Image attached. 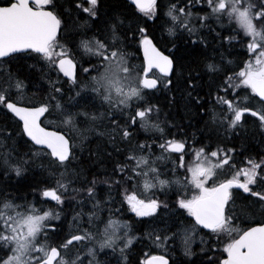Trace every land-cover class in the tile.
Here are the masks:
<instances>
[{
	"label": "snow or ice",
	"instance_id": "6c2138e0",
	"mask_svg": "<svg viewBox=\"0 0 264 264\" xmlns=\"http://www.w3.org/2000/svg\"><path fill=\"white\" fill-rule=\"evenodd\" d=\"M66 2L70 4L69 8H64L58 0H0V111L6 110L5 115L11 113L22 123V127L18 125V131L7 123L0 125V166L5 169L6 176L8 172H14L17 177H22L31 166L47 171L55 178V187L47 184L40 187L38 184L32 191L34 194L38 191L41 197L50 198L57 205L65 204V194L71 190V200L79 207V211L74 209L70 221L76 229L54 245L49 230L55 235L56 226L50 221L60 220L61 213L37 207L26 197L23 203H17L18 197L0 189V264H83L82 247L87 248V255L92 258L89 264H99L95 261L97 247L101 251L111 249L113 253L118 248V264H128L126 250H130L134 240L147 239L161 245L178 238L183 255L190 260L195 255L191 244L198 228L209 230L217 240L222 236L228 240L222 249L226 253L224 258L207 254L209 250L218 249L202 248L203 264H264V222L256 221L255 226L246 229L241 227L248 217L255 215L257 205L264 216V155L259 160L245 156V166L241 167L236 158L243 155V148L226 147L220 141L209 151L210 137L208 143H202L200 147L193 143L190 148L186 139H176L175 136L165 139L166 127L162 125L167 122L161 121V110L151 102L150 96L161 85L171 91V76L177 74L178 79L184 80L187 97L208 115L209 110L201 104L202 97L198 93L195 97L192 95L202 86L192 75L196 69L178 63L172 49L165 55L154 42L155 37L149 34L146 21L135 27L129 24L122 35L125 21L115 15L88 35V20L100 18L101 0ZM197 4L202 7L194 13ZM133 5L136 12L154 24L160 21L161 31L169 36H176L178 30L186 32L193 45L208 47V40L200 35L202 28H207L209 34L215 33L213 39L219 38L230 47L233 41L243 44L247 38L250 59L238 72L209 58L204 60V74L209 77L208 95L211 96L214 85L216 103L220 106L219 112L211 110V123L217 131L223 129L229 136L239 135L244 114L250 113L258 119L259 128L264 131V0H168L163 11L160 0H128V7ZM70 11H76L77 15L86 14L87 19L70 28L63 18V13ZM217 27L235 34L225 36L222 31H217ZM130 40L138 43L143 51L142 64L131 62L134 53L128 50ZM251 57H255L254 62ZM19 59L43 62L42 78L48 83V94L43 102L29 99L25 104L24 80L10 68L11 62ZM221 60H224L223 53ZM232 63L226 61V64ZM153 69L158 70L159 75ZM185 69L187 78L183 76ZM225 71L229 74L217 84L216 79ZM241 86L259 97L256 101L259 107L252 106L254 97L239 98L235 90ZM229 90L238 97L237 101L229 98ZM65 92L75 93L68 96L69 102H76L72 107L79 105L77 97L86 103L79 105V110L71 111L63 102ZM89 108L92 111H88ZM53 110L69 135L41 127V117L45 113L52 114ZM77 117H83L90 130L102 126L97 135L108 138L118 157L110 170L105 168L102 176L93 174L91 180L84 169L73 166L79 159L73 133L79 134L81 149L86 139L85 132L78 129ZM136 125L146 132L159 133L162 141L158 144L159 156L152 159V145L148 142L133 141L132 129ZM24 137L28 138L24 144L29 151L22 156L16 155L17 139ZM145 149H148L147 153ZM172 153H179L178 158H173ZM108 155L111 157L113 153ZM188 155H193L192 161L186 160ZM169 159L172 160L174 176L178 169L185 170L184 180L178 176L174 180L160 179L161 173L154 165L157 161ZM77 182L80 186L73 187ZM141 182L147 198H142L137 191ZM98 185L106 188L104 199L98 197ZM173 185L177 186V200L172 214L183 209L194 219V224L180 220L179 225L173 224L176 231L166 227L163 231L167 234H161L160 230L152 228L142 236H133L127 221L112 218V209L108 206L121 196L122 203H126L136 217L151 218V221L141 220V224L155 222L160 210L169 209V204L154 198L151 190L159 186L163 191ZM189 187L194 190L192 197L181 196L180 190L186 192ZM233 189L242 190L247 195ZM238 199L246 203L237 205ZM89 204L91 208L86 211ZM105 207L109 211L106 221L101 216ZM201 243L207 245L209 242L201 237ZM73 248L77 250L76 255L70 256ZM141 264H169V261L164 256H152ZM173 264L177 262L173 261Z\"/></svg>",
	"mask_w": 264,
	"mask_h": 264
},
{
	"label": "trees",
	"instance_id": "16d2710c",
	"mask_svg": "<svg viewBox=\"0 0 264 264\" xmlns=\"http://www.w3.org/2000/svg\"><path fill=\"white\" fill-rule=\"evenodd\" d=\"M58 2L63 5L64 8L70 7V4L66 2V0H58ZM183 2H186V0H183ZM160 3L162 5L161 11H163L166 8L168 0H160ZM101 5L100 18L95 21L88 20V35L96 32L99 27H101L106 21L109 20V18L115 15H120L121 18L125 21L121 29L122 35L128 28L129 24L135 27L137 23L143 25L146 21L149 34L155 37L154 42L157 44V46L160 47L161 44L165 43H170L171 45H173V43H175L176 45L178 42L180 43L178 47L175 48L176 51L174 52V56L176 57L178 63L185 64L188 67L196 69V71L192 72V75L193 77H196L198 81H200L202 86L195 89L192 92V95L193 97H195L198 93L199 96L202 97L201 104L204 108L205 103L210 100V96L207 93L209 92V77L204 74L203 69L205 58H209L215 63L221 64L228 70L235 72H238L240 68H242L243 63L246 61V41H244L243 44L233 41L232 46L230 47L228 43H222L219 38L212 40L211 38L206 36L205 38L209 42L207 48L203 47V44H197L193 47L190 45V40L179 39L182 36H188L186 32L184 34L178 32L176 36H169L166 32L161 31L159 27L160 21H156V23L154 24L152 20H148L147 17H143L142 14L136 12L133 7L129 8L125 0H101ZM85 6H87L86 3ZM201 7V5L197 4L195 5L193 11L196 12ZM134 12L135 15H133ZM63 18L67 22V25L71 28L75 24L83 23L87 19V16L86 14L77 15L76 11H70L63 13ZM222 33L226 36L225 31H222ZM240 35L243 36L241 33ZM128 50L134 53V55L131 57V62L134 63L135 61H137V63H140L142 59L138 43L131 42L130 40ZM221 53H223L224 56L223 61L221 60ZM85 59H87V57H85ZM228 60H231L233 63L226 64V61ZM30 65H32V67H29ZM42 65V61L38 63L37 61L31 59H19L11 62V71L17 73L18 76L22 80H24L26 86L24 92L25 104H27V101L29 99L35 102H43L44 97L48 94L47 80L42 78ZM197 71L200 72L199 76H197ZM228 74L229 71H225L222 75ZM174 75L175 76L172 78L173 84L170 85V95L169 93H167V96L163 100L162 98H160L159 100L157 99L158 101L156 102V104L161 108L162 112L168 115L169 122L175 126L174 128L176 131L184 132L188 136L198 138V145H201L202 143H208L210 137L211 144L219 143L220 141H226V143H229V147H235L238 150L243 148V155L236 158L238 164H244L243 161L245 156H252L255 159L259 160L260 156L264 155V131H261L257 123L256 125H254L251 121H246L247 123L241 129H239L240 134H232L230 136V139H227L225 135H220L221 130L217 131V129H214L215 127L211 123V119L209 117L210 111L208 112V115H205L204 112L200 111V108L195 105L194 101H191L190 98L187 97L186 85L184 83V80L178 79L177 74ZM183 76L184 78L188 77V71L186 69L183 73ZM52 78L55 79V73L52 74ZM218 82L220 83L219 77L216 79L217 84H219ZM65 88H67V85H65ZM214 90L216 89L213 85L212 92ZM69 95H75V93L65 92L63 102L65 103V106L67 108L71 109V111H77L79 109V105H83L84 103H86V100L77 97V100L80 101L79 105H77V107H72V105L76 102H69ZM160 101L163 104H160ZM52 103L55 104V101H52ZM89 109L87 110L92 111L91 108ZM205 109L208 110L207 108ZM5 111H0V125L7 123L14 130L18 131V125L20 126V124L15 119H13L9 113L5 115ZM56 118L57 115L55 114L54 110L52 114L45 113V117L42 121V126L46 129L60 132L66 136L69 135V131L63 124H61V120ZM77 120L78 129L80 131H84L85 135H87L86 139L83 141V149H81V147L79 146V134L73 133V136L76 137L75 143L77 145L75 151L76 153H78L77 155L79 157L77 161H74L73 166L77 169H84L88 179L91 180L93 174L102 176L105 168L110 170L112 167L111 163L118 157L116 156L113 147L110 145L108 138L105 136L97 135V132L102 129V126L100 128H97L96 130H90V126L85 122L83 117H77ZM105 123H107V121H105ZM132 131L134 142L146 141L152 145L151 156L160 154L161 150L158 147L156 138L152 136L151 131L144 132L143 129H140L139 125H136L135 128L132 129ZM17 140L19 141H17L16 143V148L18 150L16 155L22 156L24 152L28 150L27 146H25L24 144L25 138ZM153 141H155V143H153ZM9 143L11 144V141H9ZM223 145L227 146L225 143H223ZM121 147H125V145H121ZM109 152L113 153L112 157H109V155H107ZM144 152L147 153L148 150L145 149ZM0 173H5V169L3 168V166H0ZM0 176V189L11 193L15 197H18L19 199L17 200V203H23L24 198L26 197L28 201H34L37 207H42L44 209L50 208L55 212L61 213V219L54 224L56 226L55 235H53L51 230H49L51 242L54 245L62 242V239L67 238L68 234L76 229V226H73L74 228H72V224L70 223V221L72 220V217L74 215V209L75 211H79V207H76V202L71 200V196L73 195L71 190H69V192L65 194L66 202L63 206L57 205V203L55 202L46 200L45 198L40 196L38 191L35 194L33 193V187H36L38 184L40 187H44L45 184L55 187V178L50 177L47 171H44L36 166H31L29 168V171L26 172L22 177H17L14 172H8L7 176L5 174ZM79 186L80 184L78 182L73 185V187ZM129 190H132L131 185H129ZM157 190L154 189L151 191L152 196L168 203L169 209L168 211L160 210V214L157 220L155 222H149L150 228L148 229V231L152 228H156L160 230L161 234H167L164 233L163 230L166 227L170 228L171 231L177 230L176 227L173 226V224L175 223L176 225H179L180 220H184L185 224H193L191 217H186V213L182 209L177 210L175 215L172 214L173 209L176 208L177 187L172 186V188L170 189L165 188L163 191H161L158 186ZM137 191H139V189H137ZM234 192H238L241 195H247L243 194L242 191ZM97 193L99 198L104 199L106 195L105 186L98 185ZM193 194L194 190H192L191 188H188L186 192H180L181 196L186 195L187 198L191 197ZM113 195L115 196L116 194L113 193ZM117 197L116 202L109 205L108 207H111L112 213L115 212V209L117 210L116 212L123 213L126 210V206L124 205V203H122L123 198L121 196ZM41 201H43V203H41ZM236 203L237 205H239L241 203H246V201L238 199ZM108 207L106 208V210H108ZM90 208L91 205L89 204L87 205L85 210L87 211ZM258 209L259 205L256 206V209H254L255 215L248 217L246 222L244 224H241L242 228L246 229L247 226H254L256 221L264 222V216H261ZM146 221H151V218L149 217ZM152 223L154 225H152ZM136 228L141 229V226L138 225ZM198 232L200 234L199 246L193 250L195 255L192 256L190 260L183 255V251L176 248V244L172 243L174 242L172 240H169L161 245L152 244V242L150 241L143 242L141 244H150L149 255L164 256L168 259L169 264H173V261H176L177 264H203L204 252L201 251L202 248H205L206 250H219H209L207 253L209 256L217 255L220 258L226 257V253L222 252L224 244L228 242L226 236H222L219 240H217V238L211 233H205L200 229H198ZM201 237H203V239L205 241H208L209 243L207 245L202 244ZM138 254V251H134L131 258L136 259ZM129 264H132V262H130Z\"/></svg>",
	"mask_w": 264,
	"mask_h": 264
},
{
	"label": "flooded vegetation",
	"instance_id": "af4514ba",
	"mask_svg": "<svg viewBox=\"0 0 264 264\" xmlns=\"http://www.w3.org/2000/svg\"><path fill=\"white\" fill-rule=\"evenodd\" d=\"M178 32H181L180 30H178ZM181 33H185V32H181ZM205 34L207 35V32H205ZM180 40H190V45L191 46H194L193 44H192V42H191V38H189L188 36H182V37H180L179 38ZM180 43L178 42L177 43V45H176V47L175 48H177L178 47V45H179ZM171 46V47H170ZM159 47V46H158ZM203 47H205V46H203ZM160 48V50L161 51H163L164 52V54L165 55H168L169 54V52H168V50L169 49H172V53H173V55H174V52L176 51L175 50V48H173V45H171L170 43H166V44H161V46L159 47ZM142 59V58H141ZM136 62V61H135ZM143 63V60L141 61V63L140 64H142ZM153 72H155V74L156 75H159V72H157V71H153ZM175 75L173 74L172 76H171V79L174 77ZM224 76H226V75H221L220 77H219V79H220V82L223 80V78H224ZM170 88H171V86H169ZM236 93H239V98H243V96H245V95H250V98H253L254 97V99H252V101H257V99H256V97L254 96V94L251 92V90L250 89H248V88H246V87H244V86H241L240 88H237L236 89V91H235ZM167 93H169V95H170V91L168 90V89H165V88H163V86L161 85V86H159V90L158 91H153L152 92V95L150 96V100H151V102L152 103H154V104H156V102L158 101L157 99H160V98H162V99H164L166 96H167ZM221 95H224V93L223 92H221L220 93ZM165 96V97H164ZM228 96H229V98L230 99H232L233 101H237L238 100V97L235 95V93H233L232 92V90H229V93H228ZM211 98H210V100H208V102H206L205 103V108H207L209 111H210V113H209V117H210V119H211V110H215V111H217V109L220 111V106L216 103V99H215V97H216V90H214L213 91V93L211 94V96H210ZM157 105V104H156ZM159 107V106H158ZM226 105L224 106V108L226 109ZM160 108V107H159ZM160 110H161V108H160ZM204 118H206V117H204ZM160 119H161V121L163 122V121H166L167 123H166V125H162V126H165L166 127V136H167V138L166 139H169V138H171L172 136H175V138L176 139H186L188 142H189V144H188V147L190 148L191 146H192V144L195 142V146L196 147H200V145H198V138H196V137H191V136H188L186 133H184V132H178V131H176L175 130V126L173 125V124H171L170 122H169V119H168V115L166 114V113H164V112H162V110L160 111ZM252 119V120H251ZM255 119H257L256 117H252L251 115H250V113H245L244 114V117H243V120H244V122L245 121H251L254 125H256V120ZM246 122V123H247ZM258 122V121H257ZM245 123V124H246ZM259 123V122H258ZM245 124H243V126L245 125ZM214 129H216V128H214ZM221 130V129H220ZM221 133H224V131H222ZM228 139H230V136L228 135ZM223 143H225V142H223ZM216 145H217V143H215ZM215 144H211L212 145V148H215L216 146H215ZM226 145H227V143H225ZM226 147H229L228 145L226 146ZM160 154H158V155H156V156H159ZM172 155V157L173 158H178V156H179V153H172L171 154ZM155 155H153L152 156V159H154L155 157H156ZM186 160L187 161H192L193 160V155H188L187 157H186ZM158 163H160V166H159V171H160V173H161V175L160 176H164V177H171V176H174L173 175V172H172V169H173V164H172V160L171 159H169V160H160V161H157L156 162V164H158ZM163 166V167H162ZM169 172V173H168ZM166 174V175H165ZM176 176H181V177H184L185 176V170L184 169H178L177 170V173H176ZM126 210H127V208H126ZM134 216V217H133ZM133 216H132V214H131V212H129V217L132 219V223H129V221H130V218L128 219V220H126L129 224H130V227H131V232H133L132 231V228H136L138 225H140L141 226V223H140V221L141 220H143V221H146L149 217H143V219H141V220H136V221H134L135 220V215L133 214ZM144 218H145V220H144ZM141 230V229H140ZM137 233H141V235L140 236H142L143 235V231H139V232H137ZM134 236H136V234H133ZM150 240H147V239H140V240H134L133 241V248H134V251L136 252L137 250V248H138V245L135 247V245L137 244V242H141V243H143V242H149ZM140 248L142 249V248H150V244H141L140 245ZM143 254H144V261H146V259H148L149 257H151L149 254H150V252H148L147 254H146V252L145 251H143ZM153 256H156V255H153ZM158 256H161V255H158Z\"/></svg>",
	"mask_w": 264,
	"mask_h": 264
},
{
	"label": "rangeland",
	"instance_id": "374dc122",
	"mask_svg": "<svg viewBox=\"0 0 264 264\" xmlns=\"http://www.w3.org/2000/svg\"><path fill=\"white\" fill-rule=\"evenodd\" d=\"M195 13V12H194ZM202 14V13H201ZM195 18V17H194ZM199 25L197 24V27H198ZM232 27L233 28H235L236 27V25L235 24H233L232 25ZM200 31V35L201 36H204V37H206V36H208L209 38H211L212 40H213V37L215 36V33H212V34H209V32H208V29L207 28H202V29H200L199 30ZM217 31H225L226 32V36L227 35H229V34H235V33H231L230 32V30H222V29H220L219 27H217ZM205 32H207V35L205 34ZM177 33H178V31H177ZM242 35H244L243 34V32L241 31L240 32ZM245 41H246V44H247V38L245 39ZM245 47V46H244ZM245 51H246V61H248L249 59H250V57H249V55H248V52H247V48L245 47ZM251 59L253 60V62H254V60H255V57H251ZM245 61V62H246ZM244 62V63H245ZM141 63V62H140ZM140 63H137V61L136 62H134L133 64H140ZM244 63H243V65H242V67L244 66ZM236 91V90H235ZM245 96H247V97H250V95L248 94V95H245ZM245 96H243V97H245ZM252 106H254V107H259V105L258 104H256V102L255 101H252ZM217 112H219V110L217 109ZM56 119H59V120H61L60 118H56ZM252 120V119H251ZM256 121V123L259 125V123L257 122L258 121V119H255ZM246 123V121L243 123V124H245ZM62 124V123H61ZM68 130V129H67ZM222 131H224L223 129H221V132ZM151 133H152V136L154 137V138H156V140H157V144H159V143H161L162 141L160 140V138H159V133H154V132H152L151 131ZM220 135H225L226 136V138L228 139V135L227 134H225V133H220ZM167 138V136H165V139ZM225 143H226V141H224ZM213 145V144H212ZM212 145H211V148L209 149V151L212 149ZM227 145L229 146V143H227ZM215 146H216V144H215ZM238 164V163H237ZM155 167H157L158 169H159V166H160V163H158V164H155L154 165ZM238 166H245V164H242V163H239L238 164ZM0 175H4V173H0ZM1 177V176H0ZM179 178H180V180H184V177H181V176H178ZM160 179H170V180H174V179H176V176H171V177H164V176H160ZM174 187H177L176 185H173ZM189 188H191V187H189ZM156 190H157V188H156ZM193 190V189H192ZM152 191V190H151ZM158 191V190H157ZM139 192L141 193V196H142V198H147V196H148V194H146V193H144L143 192V188L142 187H140L139 188ZM180 192H185V190L184 189H181L180 190ZM192 197V196H191ZM191 197H189V198H191ZM53 202V201H52ZM55 202V201H54ZM56 203V202H55ZM124 205L126 206V208H127V210H125V212H123V213H121V212H116L117 210L115 209L114 211L115 212H113V215L114 216H112V218L113 219H118V220H120V221H126V220H128L130 217H129V212H131V210L129 209V207H128V205L126 204V203H124ZM106 208L107 207H105V209L103 210V212L101 213V216L104 218V220L106 221L107 220V218H108V216H109V211L108 210H106ZM47 209H50V208H46V210ZM52 210V209H51ZM183 210V209H182ZM53 212H55L54 210H52ZM163 211V210H162ZM164 211H168V209L167 210H164ZM185 211V210H184ZM185 213H186V211H185ZM131 214H132V216H133V214L135 215V213H133V212H131ZM163 214V213H162ZM116 215V216H115ZM185 216L186 217H188V215H187V213L185 214ZM134 217V216H133ZM141 219H143V218H141V217H136L135 216V220L134 221H136V220H141ZM144 220H145V218H144ZM59 220H52V221H50V223L51 224H55V223H57ZM129 223H132V219L130 218V221H129ZM130 225V224H129ZM152 225H154L153 223H152ZM73 226H75L74 224H72V228H74ZM101 227H102V225H101ZM150 228V225H149V223H145V224H142L141 225V230L139 229V228H132V231L133 232H130V235H133V234H136V236H140L141 235V233H137L138 231H143V233L145 232V231H148V229ZM73 232H75V230L73 231ZM134 236V235H133ZM193 236H194V240H193V242H192V244H191V247H192V250H194L196 247H198L199 246V237H200V234H199V232H198V230H197V232H195V233H193ZM151 242V241H150ZM172 243H175L176 244V247L179 249V250H181V251H183V248H182V246H181V242H180V239L178 238L176 241H174V242H172ZM153 244V243H152ZM138 245V248L136 249L137 251H138V255H137V258L136 259H132L131 258V256H132V254H133V252H134V248H133V244L130 246V250H126V252H127V255H128V257H129V260H128V264L130 263V262H132V264H141V262L142 261H144V254H143V251H145L146 252V254L148 253V252H150V250H149V248H140V245H141V242H137V244L135 245V247ZM182 248V249H181ZM148 249V250H147ZM76 252H77V250L75 249V248H73V249H71L70 250V253H69V255L70 256H75L76 255ZM80 254H81V259L83 260V264H89V260L90 259H92L91 257H89L88 255H87V248H85V247H82L81 249H80ZM95 261H98L99 262V264H118V262L120 261V254H119V249L117 248V251L115 252V253H113L112 252V250L111 249H104L103 251H101L98 247L96 248V257H95ZM94 264H95V262H94Z\"/></svg>",
	"mask_w": 264,
	"mask_h": 264
},
{
	"label": "water",
	"instance_id": "95a60500",
	"mask_svg": "<svg viewBox=\"0 0 264 264\" xmlns=\"http://www.w3.org/2000/svg\"><path fill=\"white\" fill-rule=\"evenodd\" d=\"M127 3H128V0H125ZM134 9H135V6L133 5L132 6ZM141 51V55H142V58H143V60H144V54H143V51L142 50H140ZM153 71H157L158 72V70H155V69H153ZM61 76H62V74H61ZM64 79H66V78H64ZM255 95V94H254ZM258 100H259V97H256ZM17 122H19L18 121V118H16V117H14L11 113H9ZM44 116H45V114H44ZM44 116H42L41 117V120H40V125H41V127H43L42 126V119L44 118ZM20 123V125H21V127H22V123L21 122H19ZM44 128V127H43ZM45 130L46 131H50V132H56V131H54V130H50V129H46L45 128ZM62 134V133H61ZM25 139L27 140L28 138L27 137H25ZM30 142V141H29ZM31 143V142H30ZM233 190H237V191H242V190H239V189H233ZM46 200H48V201H53V200H51L50 198H45ZM54 202V201H53ZM192 220H193V222H194V219L192 218ZM195 223V222H194ZM255 226V225H254ZM203 231H206V232H209V230H207V229H202ZM149 259V258H148ZM147 259V260H148ZM166 259V258H165ZM168 260V259H167Z\"/></svg>",
	"mask_w": 264,
	"mask_h": 264
},
{
	"label": "bare ground",
	"instance_id": "6f19581e",
	"mask_svg": "<svg viewBox=\"0 0 264 264\" xmlns=\"http://www.w3.org/2000/svg\"><path fill=\"white\" fill-rule=\"evenodd\" d=\"M199 27V26H198ZM208 37V36H207ZM214 40V39H213ZM163 41V40H162ZM183 43V42H182ZM166 44V43H165ZM212 46V45H211ZM171 47V46H170ZM194 47V46H193ZM186 50V49H185ZM206 53V52H205ZM208 55V54H207ZM219 83V82H218ZM179 86V85H178ZM206 88H207V86H206ZM201 89V88H200ZM208 93V92H207ZM213 93V92H212ZM165 97V96H164ZM211 98V97H210ZM159 100V99H158ZM163 100V99H162ZM80 102V101H79ZM161 102V101H160ZM160 104H163L162 102L160 103ZM79 110V109H78ZM90 110V109H89ZM74 111V110H73ZM5 119H7V118H5ZM186 120V119H185ZM189 121V120H188ZM4 125V124H3ZM87 126V125H86ZM87 130V129H86ZM89 132V131H88ZM93 132V131H92ZM145 132V131H144ZM167 132V131H166ZM87 135V134H86ZM89 136V135H88ZM96 136V135H95ZM92 137V136H91ZM17 141H19V140H17ZM91 141V140H90ZM21 142V141H20ZM89 142V141H88ZM94 142V141H93ZM141 142V141H140ZM106 143V142H105ZM137 143H138V141H137ZM195 143V142H194ZM91 145V144H90ZM88 146V145H87ZM94 146V145H93ZM20 147V146H19ZM88 148V147H87ZM29 150V149H28ZM27 150V151H28ZM79 150V149H78ZM148 150V149H147ZM78 154V153H77ZM158 154V153H157ZM108 155V154H107ZM78 156V155H77ZM156 156V155H155ZM112 157V156H111ZM88 159V158H87ZM102 161V160H101ZM110 161V160H109ZM113 163V162H112ZM111 163V164H112ZM100 165V164H99ZM108 165V164H107ZM85 166V165H84ZM96 167V166H95ZM98 167H100V166H98ZM163 167V166H162ZM101 170H103V169H101ZM169 173V172H168ZM102 174V173H101ZM166 175V174H165ZM14 177V176H13ZM34 181V180H33ZM105 192V191H104ZM117 199H118V197H117ZM168 214V213H167ZM114 216V215H113ZM116 216V215H115ZM159 228H161V227H159ZM176 231V230H175ZM139 234V233H138ZM164 244V243H163ZM177 248V247H176ZM181 255V254H180Z\"/></svg>",
	"mask_w": 264,
	"mask_h": 264
}]
</instances>
